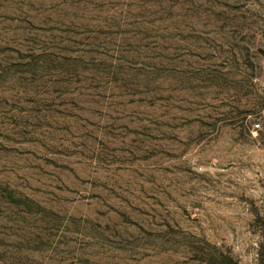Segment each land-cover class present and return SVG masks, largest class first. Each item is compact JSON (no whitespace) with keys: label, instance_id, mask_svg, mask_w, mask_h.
<instances>
[{"label":"rangeland","instance_id":"obj_1","mask_svg":"<svg viewBox=\"0 0 264 264\" xmlns=\"http://www.w3.org/2000/svg\"><path fill=\"white\" fill-rule=\"evenodd\" d=\"M227 258L264 264V0H0V264Z\"/></svg>","mask_w":264,"mask_h":264},{"label":"built area","instance_id":"obj_2","mask_svg":"<svg viewBox=\"0 0 264 264\" xmlns=\"http://www.w3.org/2000/svg\"><path fill=\"white\" fill-rule=\"evenodd\" d=\"M259 128V123H255V124H253V130H256V129H258Z\"/></svg>","mask_w":264,"mask_h":264},{"label":"trees","instance_id":"obj_3","mask_svg":"<svg viewBox=\"0 0 264 264\" xmlns=\"http://www.w3.org/2000/svg\"><path fill=\"white\" fill-rule=\"evenodd\" d=\"M227 261H228L227 264H230L229 258H227Z\"/></svg>","mask_w":264,"mask_h":264}]
</instances>
